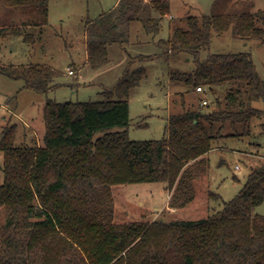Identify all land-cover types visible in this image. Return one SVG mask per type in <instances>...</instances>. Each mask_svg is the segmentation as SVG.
<instances>
[{"label": "trees", "instance_id": "trees-1", "mask_svg": "<svg viewBox=\"0 0 264 264\" xmlns=\"http://www.w3.org/2000/svg\"><path fill=\"white\" fill-rule=\"evenodd\" d=\"M49 1L0 0L23 15L19 22L1 25L0 32L9 28L33 43L34 28L48 24ZM139 2L120 0L90 25L85 46L92 68L108 63V44L126 42L132 20L147 33L160 31L170 13L169 0H150L142 8ZM228 30L240 39L264 42V8L216 0L209 15L189 16L184 27L158 41L167 56L188 53L196 62L193 72L170 76L195 99L189 104L180 95L182 109L169 116L167 138H128L127 98L145 74L142 67L126 71L103 101L47 99L34 145L15 147L14 126L3 130L0 208L6 215L0 226V264H264V216L254 213L264 201V165L251 169L241 190L206 218L114 220L113 185L164 182L171 193L169 207L184 208L195 197L196 180L207 174V155L218 142L251 138L255 121L264 135V108L254 106L264 103V81L251 54H210L199 60L212 31ZM0 74L40 93L51 90L58 76L49 66L32 64L0 66ZM201 86L212 92L223 87V99L202 105L196 91ZM213 195L208 192L209 198Z\"/></svg>", "mask_w": 264, "mask_h": 264}, {"label": "rangeland", "instance_id": "rangeland-1", "mask_svg": "<svg viewBox=\"0 0 264 264\" xmlns=\"http://www.w3.org/2000/svg\"><path fill=\"white\" fill-rule=\"evenodd\" d=\"M149 1L141 0V8L148 6ZM231 1L252 2L253 10L264 8V0ZM118 2L120 0H50L48 24L34 28L37 38L33 43L11 34L9 28L0 32V66L44 65L58 73L54 87L47 93L24 88L22 80L0 74V136L5 128L14 126L13 146L34 145L40 138L36 126L47 99L103 101L106 91L112 90L126 71L142 67L145 74L129 90L127 98L128 138L148 141L168 137L169 116L182 109L180 95L183 93L189 104L195 99L194 92L184 84L173 83L170 76L174 72H193L196 62L188 53L167 56L158 41L167 40L174 28L184 27L189 16L209 15L216 0H169L170 13L161 20L157 34L147 33L139 21L132 20L127 26L126 42L108 44V63L92 68L85 56L89 27ZM22 19L19 10L0 5V28L9 20ZM210 54H251L256 71L264 81V42L240 39L229 30L212 31L209 46L199 53V60H205ZM223 92V87L213 92L204 87L199 95L211 103L216 97L222 100ZM254 106L264 108V103L256 102ZM258 123L252 124L251 138H226L208 153L207 174L196 180L195 197L184 208L169 207L171 193L164 182L113 185L115 222L198 220L220 210L223 202L231 200L241 190L251 169L264 165V135L260 134ZM100 135L97 133L94 137ZM209 191L214 194L212 198L208 196ZM254 213L264 216V201L254 208ZM5 215L6 209L1 207L0 226L5 222Z\"/></svg>", "mask_w": 264, "mask_h": 264}, {"label": "built area", "instance_id": "built-area-1", "mask_svg": "<svg viewBox=\"0 0 264 264\" xmlns=\"http://www.w3.org/2000/svg\"><path fill=\"white\" fill-rule=\"evenodd\" d=\"M68 73H69L70 75H72V74H73V71H72V70H68ZM196 91H197L198 93H203V92H204V87H203V86H201V87H197V88H196ZM201 104H202V105L207 104V100H203Z\"/></svg>", "mask_w": 264, "mask_h": 264}, {"label": "crops", "instance_id": "crops-1", "mask_svg": "<svg viewBox=\"0 0 264 264\" xmlns=\"http://www.w3.org/2000/svg\"><path fill=\"white\" fill-rule=\"evenodd\" d=\"M118 1H119V0H118ZM113 7H114V6H113ZM113 7H112V8H113ZM85 41H86V38H85ZM85 56H86V53H85Z\"/></svg>", "mask_w": 264, "mask_h": 264}]
</instances>
